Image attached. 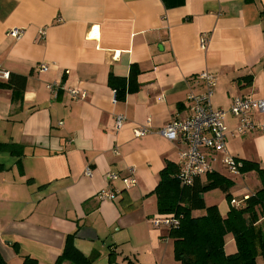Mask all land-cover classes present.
<instances>
[{
    "label": "crops",
    "instance_id": "0c3cea01",
    "mask_svg": "<svg viewBox=\"0 0 264 264\" xmlns=\"http://www.w3.org/2000/svg\"><path fill=\"white\" fill-rule=\"evenodd\" d=\"M12 28L22 29L19 37ZM133 64L139 89L114 102L109 76L127 78ZM202 70L216 77L214 107L228 110L238 95L264 99V0H0V73L8 72L0 76L2 258L74 264L55 263L74 234L79 253L92 258L82 264H180L169 230L150 220L158 173L169 162L178 170L187 144L158 130L188 115L189 94L204 89ZM69 88L86 95L73 97ZM119 113L125 120L115 131ZM252 118L264 120V112L253 108ZM224 119L227 153L264 170V132L236 133L237 117L228 111ZM145 123L151 131L135 136ZM215 155L218 171L224 154ZM130 168L136 183L129 186L104 176ZM225 170L218 172L232 182L231 199L244 206V196L261 188L258 174ZM107 185L119 190L116 198L99 199ZM225 200L215 204L223 217L233 205ZM256 222L263 249L255 261L264 264V213ZM224 236L225 252H236L232 233Z\"/></svg>",
    "mask_w": 264,
    "mask_h": 264
},
{
    "label": "trees",
    "instance_id": "16d2710c",
    "mask_svg": "<svg viewBox=\"0 0 264 264\" xmlns=\"http://www.w3.org/2000/svg\"><path fill=\"white\" fill-rule=\"evenodd\" d=\"M127 78L109 76V83L117 90V98H123L126 92L139 89V69L133 64ZM10 80V78H9ZM240 172L255 170L260 178L261 188L246 198L244 206L231 205L223 217L215 204L206 205L203 192L210 186H217L228 192L231 181L216 170L208 172L205 182L198 179L191 184L180 186L173 175L177 168L166 163L158 173L159 180L154 193L157 200L158 213H174L180 216L177 228L170 229L169 238L173 239L174 258L180 264H256V256L263 249L262 229L257 224L259 214L264 213V170L253 161L241 159ZM259 208V213L257 212ZM203 209L201 216H193L192 210ZM227 233H232L236 244V252L227 254L224 243ZM74 234L66 237L63 250L55 263L69 260L74 264L91 263L92 258L79 253L73 241ZM15 248H17L16 244ZM0 264H9L0 253ZM22 264H37L36 259L23 256Z\"/></svg>",
    "mask_w": 264,
    "mask_h": 264
},
{
    "label": "built area",
    "instance_id": "2783aa9c",
    "mask_svg": "<svg viewBox=\"0 0 264 264\" xmlns=\"http://www.w3.org/2000/svg\"><path fill=\"white\" fill-rule=\"evenodd\" d=\"M13 37H19L22 33L21 28H12L8 31ZM40 36L45 34L44 28L40 30ZM44 37V36H42ZM207 33L204 32L200 36V44L202 47L206 45ZM42 71H47L50 66L46 63L38 65ZM8 72L2 71L0 76L7 77ZM197 77L202 81L204 89L201 92L189 94V106L187 107L189 113L183 118H172L159 128L160 135L166 136L171 141H183L187 144L186 149L179 153V168L175 172L176 177L181 184H191L196 177L206 175L214 169L213 162L216 160V152H222L224 155L222 163L227 167L230 173H239L242 161L235 156H232L226 151L227 132L225 125L226 113L229 111L232 115L237 117L239 123L235 128L236 133L245 132H264V120L252 118L253 108L258 112H264V99L253 98L251 96H235L229 109L225 110L221 107H214L211 103V96L213 88L216 83L215 75L207 70H202L197 73ZM71 96L77 98H84L86 93L77 88H69ZM117 90L113 89L112 99L115 102L118 98ZM125 116L123 114H116L113 122L115 131H119L123 125ZM151 131L149 123L135 128V136H141ZM115 154L118 150L112 149ZM134 170L130 168L129 174L125 176L117 175L112 171L105 172V177L108 182L121 179L127 186L136 183V177L133 175ZM87 176L92 175L90 168L85 169ZM119 190L115 189L113 185H107L97 192L99 199L112 200L116 198ZM249 195V194H248ZM244 196V200L248 197ZM230 202L238 206L239 201L232 198ZM153 226L165 227L168 230L177 228L180 224V216L174 213H160L151 219Z\"/></svg>",
    "mask_w": 264,
    "mask_h": 264
},
{
    "label": "rangeland",
    "instance_id": "374dc122",
    "mask_svg": "<svg viewBox=\"0 0 264 264\" xmlns=\"http://www.w3.org/2000/svg\"><path fill=\"white\" fill-rule=\"evenodd\" d=\"M218 171L219 170H223L226 172L225 169H227V167L225 165H219L217 166ZM228 172V171H227ZM223 191L221 189H219L217 186H210L207 189H205V191L203 192V198L206 202V204H219L221 202H226L224 194L222 193ZM245 204V203H244ZM221 206V204H219ZM157 209V208H156ZM158 210H156V212H154L155 214H153L152 217L154 216H158L160 213H157ZM150 222L152 223V221L150 220ZM169 247H171V244L169 245Z\"/></svg>",
    "mask_w": 264,
    "mask_h": 264
}]
</instances>
